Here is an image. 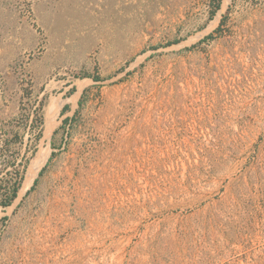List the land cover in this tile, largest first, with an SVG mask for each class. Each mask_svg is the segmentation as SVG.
Segmentation results:
<instances>
[{
	"label": "rangeland",
	"instance_id": "374dc122",
	"mask_svg": "<svg viewBox=\"0 0 264 264\" xmlns=\"http://www.w3.org/2000/svg\"><path fill=\"white\" fill-rule=\"evenodd\" d=\"M0 264H264V0H0Z\"/></svg>",
	"mask_w": 264,
	"mask_h": 264
},
{
	"label": "trees",
	"instance_id": "16d2710c",
	"mask_svg": "<svg viewBox=\"0 0 264 264\" xmlns=\"http://www.w3.org/2000/svg\"><path fill=\"white\" fill-rule=\"evenodd\" d=\"M17 188H18V186L12 188V191H11V193H10V195H9V197H8V199H7V201H5V202L2 204L3 206H6V205L10 204L11 200L16 196Z\"/></svg>",
	"mask_w": 264,
	"mask_h": 264
}]
</instances>
